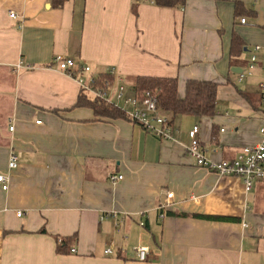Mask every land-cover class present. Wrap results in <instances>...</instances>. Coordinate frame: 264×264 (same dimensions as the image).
I'll use <instances>...</instances> for the list:
<instances>
[{
  "label": "crops",
  "instance_id": "0c3cea01",
  "mask_svg": "<svg viewBox=\"0 0 264 264\" xmlns=\"http://www.w3.org/2000/svg\"><path fill=\"white\" fill-rule=\"evenodd\" d=\"M232 33L245 45L233 63ZM254 45L264 47V0H0V264H264V180L245 191L186 152L194 125L212 161L259 142L261 68L238 80ZM58 55L120 79L127 94L140 75L175 77L180 96L190 78L216 82V112L175 116L169 141L129 119H94L76 106L94 96L56 68ZM111 210L125 215L118 227L101 218ZM61 237L73 238L67 253L56 251Z\"/></svg>",
  "mask_w": 264,
  "mask_h": 264
},
{
  "label": "built area",
  "instance_id": "2783aa9c",
  "mask_svg": "<svg viewBox=\"0 0 264 264\" xmlns=\"http://www.w3.org/2000/svg\"><path fill=\"white\" fill-rule=\"evenodd\" d=\"M10 17L15 18L16 14L11 11ZM244 18L240 22L244 23ZM259 53L261 57L259 58ZM248 61L238 74V80L253 76L255 70L260 67L263 78L258 82V91L260 104L264 110V47L254 45L248 54ZM56 68L73 76L78 82L80 88L88 91L94 97L102 99L108 104H112L123 110L126 115L135 124L142 127L146 132L160 140H173V127L170 117L162 115L157 106L156 99L148 92L144 95L127 94L126 87L120 79L117 81L98 80V75L90 74V67L78 66L72 58L56 56L53 59ZM84 73H89L84 76ZM39 123V121H38ZM12 129V127H10ZM260 140L252 146L242 147L235 157L231 160L212 161L206 159L204 156L203 148L200 146L199 127L194 125L187 131L189 142L186 145L187 154L195 161L196 165L212 171L218 175L235 176L242 179L245 191H249L256 180H264V125L259 128ZM19 155L16 152H10L7 161L9 171L18 167ZM122 179V175L111 174L109 180L113 183ZM0 185L2 190L8 188L7 179L0 172ZM172 193H167V200L172 197ZM167 205V203H165ZM164 204L158 203L156 208L160 210V216L163 217L162 209ZM119 212L115 210L108 211L101 215L102 217H110L115 222V227H118L119 221L124 219L125 215L117 217ZM144 213L142 212L141 215ZM21 213L17 212V216ZM143 225V222H140ZM244 228L247 223L243 222ZM137 260L146 261L151 252L150 246H136L134 248ZM105 254H112L113 249L108 244L104 250Z\"/></svg>",
  "mask_w": 264,
  "mask_h": 264
},
{
  "label": "trees",
  "instance_id": "16d2710c",
  "mask_svg": "<svg viewBox=\"0 0 264 264\" xmlns=\"http://www.w3.org/2000/svg\"><path fill=\"white\" fill-rule=\"evenodd\" d=\"M66 0H50L54 7L61 6ZM156 5L173 7L181 5L185 0H152ZM236 13L241 6L235 4ZM244 41L236 33H232L230 39L229 56L231 63L233 59L239 58L244 52ZM248 59L246 60L247 63ZM110 80L106 75L99 76L98 80ZM218 83L213 81L190 78L185 82L183 95L178 94V81L175 77L140 75L134 78V95H144L148 92L156 99V106L162 115L173 118L178 115H194L197 117H210L216 112V94ZM87 106L92 109L94 119L113 120L117 118L129 119L126 113L119 107L108 104L97 97L89 98L86 95L78 97L76 106ZM184 215V214H183ZM182 215V216H183ZM209 218V217H206ZM214 220H228L222 217H210ZM73 238L61 237L56 242L57 253H67L69 244Z\"/></svg>",
  "mask_w": 264,
  "mask_h": 264
},
{
  "label": "water",
  "instance_id": "95a60500",
  "mask_svg": "<svg viewBox=\"0 0 264 264\" xmlns=\"http://www.w3.org/2000/svg\"><path fill=\"white\" fill-rule=\"evenodd\" d=\"M49 6V4H46V7H48Z\"/></svg>",
  "mask_w": 264,
  "mask_h": 264
}]
</instances>
